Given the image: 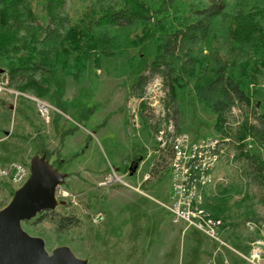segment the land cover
<instances>
[{
	"label": "rangeland",
	"instance_id": "obj_1",
	"mask_svg": "<svg viewBox=\"0 0 264 264\" xmlns=\"http://www.w3.org/2000/svg\"><path fill=\"white\" fill-rule=\"evenodd\" d=\"M20 2L15 10L21 26L35 31L46 24L47 7L42 2ZM87 2L65 0L56 10L60 14L73 12V4ZM147 2L161 9L158 17L175 24L176 17L189 16L192 9L206 5L209 0H174L173 4L168 0ZM226 2L229 16L237 8H243L258 15L264 24V0ZM29 8L33 11L32 18ZM108 32L113 37L111 53L104 56L95 52L79 79L71 74L65 77V90L59 103L62 113L58 118L51 114L49 125L42 122L30 101L20 116L10 108L13 106L11 95H0V163L14 161L26 168L22 182H0V206L7 204L11 191L25 181L32 158L46 159V153L41 151L47 150L46 161L65 174L59 192L65 190L75 196V202L58 196V201L64 200V203L57 204L55 209L75 214L81 222L63 233H55L46 221L22 222L29 234L44 239L49 252L66 245L86 260V264H207L213 259L215 264H250L244 259L250 243L264 240V189L240 176L233 157L227 154L218 163L221 170L217 175L225 181L215 179L207 189L205 209L210 212L208 205L218 207V218L225 224L222 236L237 252L224 248L214 258L213 244L193 227L172 224L170 213L164 207L171 203V153L166 147L170 134L185 132L196 140L224 137L229 135L228 130L222 132L216 128L215 113L195 98L194 79L179 71L176 61H173V80L177 86H173V92L169 77L156 74L147 79L140 96L134 94L131 85L138 63L143 58H152V47L149 42L134 40L138 32L135 28L117 27ZM225 37L224 19L215 20L205 50L212 44H221ZM15 38L30 37L22 31ZM16 45L0 49V77L6 76L10 63L17 64V55L27 47L25 42ZM257 59L254 56L252 62ZM254 64L261 73L251 65L248 88L260 103L257 111L261 113L264 111V67ZM45 99L52 101L47 96ZM237 118L238 110L234 109L231 128L236 126ZM52 119H56L55 126ZM244 142L264 163V150L250 137ZM231 153L234 154L233 145L229 146ZM112 171L120 175L127 172L122 180L128 185L105 183ZM95 213H101L103 220L94 222L91 216Z\"/></svg>",
	"mask_w": 264,
	"mask_h": 264
},
{
	"label": "trees",
	"instance_id": "obj_2",
	"mask_svg": "<svg viewBox=\"0 0 264 264\" xmlns=\"http://www.w3.org/2000/svg\"><path fill=\"white\" fill-rule=\"evenodd\" d=\"M40 2L47 7L48 20L34 31L20 25V16L15 10L20 0H0V49L27 43L22 54L17 55V64L10 63L7 69L10 86L23 93L47 96L60 109L65 77L71 74L79 79L95 52L104 56L111 53L113 37L109 30L135 28L138 32L134 40L149 42L152 58L139 61L131 91L140 96L148 78L165 74L173 92V86H177L173 80V61L178 62L179 71L194 79L195 98L215 113L216 128L222 132L228 130L226 133L233 138V164L240 176L264 189V163L244 142L250 137L264 150V111H257L261 105L248 88L251 65L258 73L261 71L254 63L264 67V24L258 15L237 8L229 16L226 0H209L206 5L192 9L189 16L176 17L172 24L158 17L161 9L152 7L147 0H89L73 4V12L65 14L56 10L65 0H35ZM168 2L173 4L174 0ZM28 12L32 18L33 11L29 8ZM217 19H224L226 37L221 44H212L205 50ZM22 31L30 38H15ZM254 56L258 59L252 62ZM26 102L20 98L14 113L22 116ZM234 109L238 110V118L236 126L231 128ZM53 115L58 118L60 114ZM38 148L43 150L41 145ZM167 148L171 153L170 147ZM41 152L46 153L48 160L47 150ZM194 175L199 177L197 172ZM208 206L212 215L218 217V207ZM203 208L206 210L204 201ZM43 221L50 223L55 233L67 232L81 224L75 214H64L57 209L42 211L25 223Z\"/></svg>",
	"mask_w": 264,
	"mask_h": 264
},
{
	"label": "built area",
	"instance_id": "obj_3",
	"mask_svg": "<svg viewBox=\"0 0 264 264\" xmlns=\"http://www.w3.org/2000/svg\"><path fill=\"white\" fill-rule=\"evenodd\" d=\"M1 94H10L13 106L16 105L20 98L30 101L34 105L37 115L46 125L51 123V114L62 113L47 99L36 96L31 92L23 93V91H19L10 86L7 76L0 77V95ZM214 139H224V147L216 150L211 156H199L198 147H203L208 142H213ZM168 142V146L166 147H170L171 149V203L164 205V207L170 213L171 223L174 225L184 224L186 227H193L205 236L214 245V258L224 248L237 252L222 236L223 220L213 216L212 213L208 211L204 213L194 212L193 207H189L186 202V195L185 192H183V184L184 180L187 179L188 171H197V176H203L205 167L210 164L212 159L221 160L228 155L230 158L233 157V153L229 154V146L234 143L233 138L227 135L219 138L208 137L194 140L185 132H175L170 134ZM126 173L127 172H124V174ZM24 174H26V168L17 162L12 161L7 164L0 163V182H22ZM124 174L120 175L116 171H112V173L108 174L106 177L105 183L119 182L128 185L122 180ZM217 180L225 181L222 177L217 178ZM57 192V197H69L71 201L75 202V196L71 195L69 192L65 190L59 192V188ZM200 198H203V196H200ZM103 218L101 213H95L91 216L94 222H99L103 220ZM251 225L254 226V224ZM250 245V251L248 255L244 256V259L250 264H264V240H254ZM207 264H215L214 259Z\"/></svg>",
	"mask_w": 264,
	"mask_h": 264
},
{
	"label": "water",
	"instance_id": "obj_4",
	"mask_svg": "<svg viewBox=\"0 0 264 264\" xmlns=\"http://www.w3.org/2000/svg\"><path fill=\"white\" fill-rule=\"evenodd\" d=\"M64 177L43 156L32 158L28 178L0 208V264H86L66 245L49 252L42 237L29 234L21 225L64 203L55 196Z\"/></svg>",
	"mask_w": 264,
	"mask_h": 264
},
{
	"label": "bare ground",
	"instance_id": "obj_5",
	"mask_svg": "<svg viewBox=\"0 0 264 264\" xmlns=\"http://www.w3.org/2000/svg\"><path fill=\"white\" fill-rule=\"evenodd\" d=\"M224 147V139H214L213 142H208L203 147H198L199 156H211L216 150ZM220 159H212L210 164L205 167L203 176L195 178L194 173L197 171H188L187 179L184 180L183 192L186 195V202L189 207H193V211L197 213H204L203 201L207 189L215 183L214 170ZM215 177V178H214ZM27 178V177H26ZM197 191V194H196ZM203 196V198H200ZM205 207V205H204Z\"/></svg>",
	"mask_w": 264,
	"mask_h": 264
},
{
	"label": "crops",
	"instance_id": "obj_6",
	"mask_svg": "<svg viewBox=\"0 0 264 264\" xmlns=\"http://www.w3.org/2000/svg\"><path fill=\"white\" fill-rule=\"evenodd\" d=\"M219 170H221V165L220 164H218L217 166H216V168H215V170H214V175H215V177H221V176H219V175H217V171H219ZM205 202H206V199H205ZM222 213V212H221ZM219 215V214H218ZM221 215V214H220ZM221 216H223V215H221ZM197 231V230H196ZM200 233V232H199Z\"/></svg>",
	"mask_w": 264,
	"mask_h": 264
}]
</instances>
